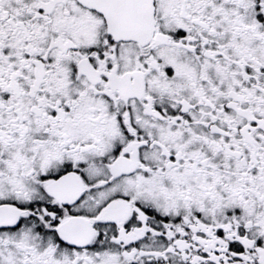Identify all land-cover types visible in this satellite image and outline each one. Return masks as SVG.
Wrapping results in <instances>:
<instances>
[{
    "label": "snow or ice",
    "instance_id": "obj_1",
    "mask_svg": "<svg viewBox=\"0 0 264 264\" xmlns=\"http://www.w3.org/2000/svg\"><path fill=\"white\" fill-rule=\"evenodd\" d=\"M0 264H264V0H0Z\"/></svg>",
    "mask_w": 264,
    "mask_h": 264
}]
</instances>
